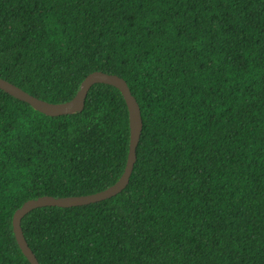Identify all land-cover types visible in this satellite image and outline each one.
<instances>
[{"label": "trees", "instance_id": "16d2710c", "mask_svg": "<svg viewBox=\"0 0 264 264\" xmlns=\"http://www.w3.org/2000/svg\"><path fill=\"white\" fill-rule=\"evenodd\" d=\"M95 71L143 119L126 189L22 219L40 264H264V0H0V77L51 103ZM130 148L125 98L51 117L0 89V264H31L26 201L102 191Z\"/></svg>", "mask_w": 264, "mask_h": 264}, {"label": "water", "instance_id": "95a60500", "mask_svg": "<svg viewBox=\"0 0 264 264\" xmlns=\"http://www.w3.org/2000/svg\"><path fill=\"white\" fill-rule=\"evenodd\" d=\"M103 83L116 87L120 90L126 100L129 109L130 118V148L125 170L120 179L110 187L90 195L54 197L41 196L26 201L20 208L16 210L13 216V229L16 240L31 264H40L29 247L22 229V219L31 211L42 207H62L70 208L82 205L97 203L106 199H110L122 193L130 182L135 163L137 161V147L143 131V119L140 106L133 96L128 83L120 76L106 73L103 71H95L89 74L81 83V87L77 94L69 101L62 103H51L43 99L37 98L22 88L16 86L8 80L0 77V89L7 92L11 96L28 103L35 110L51 116L71 115L83 111L85 100L89 90L95 84Z\"/></svg>", "mask_w": 264, "mask_h": 264}]
</instances>
